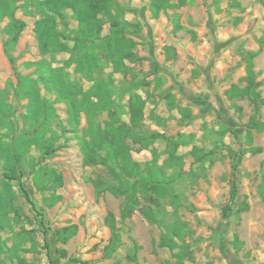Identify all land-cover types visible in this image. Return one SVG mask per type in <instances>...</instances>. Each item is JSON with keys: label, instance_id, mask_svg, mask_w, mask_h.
I'll return each mask as SVG.
<instances>
[{"label": "rangeland", "instance_id": "374dc122", "mask_svg": "<svg viewBox=\"0 0 264 264\" xmlns=\"http://www.w3.org/2000/svg\"><path fill=\"white\" fill-rule=\"evenodd\" d=\"M181 4L176 9L161 12L153 18L149 0H113L121 12V18L138 24L136 34L126 36L135 42L133 62L125 61L129 71L115 73L107 67L102 78L110 85L112 97L122 106L121 122H128L126 112L128 91L139 93L145 100L144 118L138 132L143 136L156 134L157 139L145 144L126 140L131 156L142 167L147 162L164 166L166 140H182L176 150L179 163L166 168L167 175L176 172L173 196H165L154 203L139 198V205L131 217L122 220L120 210L123 197L108 192L97 197L95 180L108 181L104 167H86L74 132L67 125L64 103L57 101L53 91H48L38 80L35 67L26 63L45 60L52 68L63 67L71 53H50L42 56L34 34V23L39 13L34 0H21L15 17L25 23L11 55L12 66L5 50L7 36L3 28L9 20L0 22V89L14 110L11 122L15 134L22 130L21 116L27 100L17 95V74L30 75L35 80L40 97L53 103L59 122L67 132L55 124L52 135L58 137L55 146L60 148L51 156L40 160L32 149L30 157L41 166L53 168L62 178L59 189L38 192L33 185V171L26 167L22 183L28 190L35 207H32L18 191L15 205L21 207V221L14 227L28 230L35 242L23 245L27 251L21 256L30 264H64L70 257L78 264H264V131H252V146L261 147L262 153H247L237 162L234 153L245 144L246 124L253 111L248 99L230 100L226 92L231 86L243 87L246 62L243 52H257L258 40L264 33V8L258 0H170ZM66 24H58L65 35H73L77 24L70 11H64ZM179 29H175V17ZM106 25L103 34L107 32ZM129 32V29H127ZM192 36H194L192 38ZM71 47V42L65 41ZM257 81L264 82V47L253 60ZM69 83H80L87 89L90 83L85 75L78 73L74 65L67 67ZM258 91L264 98V84ZM166 95L173 97L174 106L187 108L190 119L182 118L176 109H170ZM106 118L102 114L100 120ZM258 119L264 122V105ZM86 128L81 115L79 132ZM2 134H8L0 129ZM184 137L183 139H181ZM5 140H10L6 139ZM202 153L211 151V160L197 162L191 155L193 148ZM2 162L0 161V177ZM1 180V179H0ZM237 183V197L233 199V181ZM59 196V201L47 208L43 197ZM248 205L240 211L241 202ZM150 207L156 212V221L144 217L141 210ZM43 214V217L39 215ZM108 213L115 216L120 228L121 244L110 257H105L111 231L105 223ZM180 223L187 234L183 240L174 239L179 251L187 244L191 259L179 263L170 252L159 245L162 235L169 227ZM76 226V233L61 245L52 232L68 226ZM50 228V261L43 242V229ZM3 239L11 236L9 231L0 232ZM237 236L242 242L234 249ZM11 242H9V245ZM57 248L66 250V258L56 254Z\"/></svg>", "mask_w": 264, "mask_h": 264}, {"label": "trees", "instance_id": "16d2710c", "mask_svg": "<svg viewBox=\"0 0 264 264\" xmlns=\"http://www.w3.org/2000/svg\"><path fill=\"white\" fill-rule=\"evenodd\" d=\"M21 0H0V22L7 18L9 22L3 28L7 36L5 54L13 66L15 59L11 55L14 51L18 38L25 28V23L15 17L16 11L24 5H18ZM39 18L34 23V34L38 44V50L42 56L50 53H71L63 67L52 68L45 60L26 63V67H35L38 80L48 91H53L55 99L66 106L67 125L70 131L76 134L80 151L83 155V165L86 167L100 166L108 171V181L102 178L95 180V194L100 197L108 192L116 197H123V205L120 210L122 220L131 217L139 205L140 196L143 200L154 203L158 207V200L165 196H173L176 172L167 175L166 168L178 164L180 157L176 156V148L182 144V140H166V159L164 166L157 163L147 162L142 167L131 156L126 140L134 144H145L148 139L153 141L159 136L150 134L143 136L138 132L144 118L145 100L142 96L128 91L126 112L128 122H121L124 110L112 97L110 85L102 78V73L107 67H111L115 73L129 71L125 61L133 62L135 56L132 50L135 42L126 36L127 33L136 34L140 26L121 18V12L115 7L113 0H34ZM264 8V0H258ZM181 4L172 3L170 0H149V10L153 18H158L161 12L168 9H176ZM70 11L71 18L77 27L73 35H65L58 29V24H66L64 11ZM175 29H179L177 16L175 17ZM107 32L103 34L105 26ZM129 29V32H127ZM194 36H192L193 38ZM65 41L71 42V47ZM257 52H243L246 62L245 85L231 86L226 95L230 100L248 99L252 104L253 111L246 124L245 144L247 149L240 148L234 153L239 162L243 155L250 153L257 155L262 153L261 147L252 146V131H264V122L258 119L260 108L264 105L258 88L264 82L257 81L254 71V58L264 47V33L258 40ZM74 65L78 73L85 75L90 83L87 89H83L80 83H69L66 68ZM27 100L26 110L21 116L22 130L15 134V126L11 122L14 110L7 102L3 91L0 89V129H5L8 134L0 132V161L2 171L0 177V232L9 231L11 236L3 239L0 235V264H30L21 253L27 251L23 245L29 243L30 249H35V242L28 230L21 227L18 231L14 227L21 221V207L15 205L17 194L12 184L18 185V191L32 207L34 206L30 194L22 183L24 169L33 171L34 188L40 192L49 189H59L62 184L61 176L53 169L41 166L38 161L30 157L32 149L39 153L40 160L51 156L60 147L55 146L58 137L52 135V126L55 124L63 132L66 128L59 122L53 103L40 97L35 86V80L30 76L17 74L15 90ZM168 107L176 109L182 118L190 119L189 110L174 106L173 97L166 95ZM106 118L100 120L101 115ZM81 115L84 116L86 128L79 132ZM6 139H10L5 140ZM182 137L181 139H183ZM191 155L197 162L211 160V151L202 153L199 148H193ZM233 199L237 197V183L233 181ZM261 195L264 198V184L261 186ZM59 196L43 197L42 203L47 208H52L58 201ZM248 205L241 202L240 211H246ZM144 217L150 221H156V212L150 207L141 210ZM43 217L42 213H39ZM111 231L109 243L106 247L105 257H110L121 244L120 228L117 226L115 216L108 213L105 219ZM184 227L175 222L167 234L161 236L159 245L166 248L172 258L181 263L185 259H191V253L187 244L174 252L176 244L174 239L180 241L187 234ZM50 228L43 229L44 249L50 261V242L48 239ZM76 233V226L71 225L52 232V236L61 245L67 242ZM9 242L11 244L9 245ZM234 249L239 250L242 242L235 236ZM56 254L60 258H66V250L57 248ZM64 264H78L75 258H68Z\"/></svg>", "mask_w": 264, "mask_h": 264}]
</instances>
